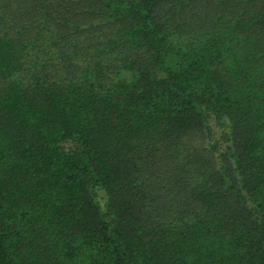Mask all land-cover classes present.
I'll list each match as a JSON object with an SVG mask.
<instances>
[{
	"label": "trees",
	"instance_id": "trees-1",
	"mask_svg": "<svg viewBox=\"0 0 264 264\" xmlns=\"http://www.w3.org/2000/svg\"><path fill=\"white\" fill-rule=\"evenodd\" d=\"M0 264H264V0H0Z\"/></svg>",
	"mask_w": 264,
	"mask_h": 264
}]
</instances>
